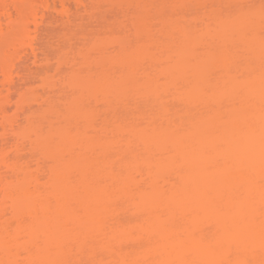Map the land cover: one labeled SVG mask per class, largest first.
Here are the masks:
<instances>
[{
    "label": "bare ground",
    "instance_id": "bare-ground-1",
    "mask_svg": "<svg viewBox=\"0 0 264 264\" xmlns=\"http://www.w3.org/2000/svg\"><path fill=\"white\" fill-rule=\"evenodd\" d=\"M96 1L0 0V264H264V0ZM73 9L98 39L59 86Z\"/></svg>",
    "mask_w": 264,
    "mask_h": 264
},
{
    "label": "rangeland",
    "instance_id": "rangeland-1",
    "mask_svg": "<svg viewBox=\"0 0 264 264\" xmlns=\"http://www.w3.org/2000/svg\"><path fill=\"white\" fill-rule=\"evenodd\" d=\"M102 1V3L101 4H99L100 2ZM105 0H99V1H96V2H99L98 4L97 3H94V5L92 6V15H93V18L94 17H96V16H99V17H101V18H99L100 20H98V19H96V18H98V17H96L95 19H96V21L98 22L99 21V24L98 25H102V26H104V25H106V23H108L109 24V22L111 23H117V24H114L115 25V27L117 26V27H119L120 28V25H121V23L119 24V22H117V20L116 21H112V19L114 20V18H110V16H112V10H114V9H117V8H120L121 9V6H124V7H126V5L127 4H125L126 3V1L127 0H123V2H119L120 0H107V1H105ZM117 1V2H116ZM122 1V0H121ZM129 1V0H128ZM127 1V3H129ZM148 1V0H147ZM150 1V0H149ZM202 1V0H201ZM206 1V0H205ZM205 1L204 2H201V4L199 3L200 2V0L197 2H195L194 1V3L192 4V10H193V6H195V8H196V5H201V6H199L198 5V9H199V7H202V3L204 4L205 3ZM213 1V0H212ZM211 0H210V2H212ZM218 1V0H217ZM220 1V0H219ZM219 1H218V3H219ZM94 2V1H93ZM114 2H116V3H121V4H119V5H121L120 7H118V5L117 4H114ZM131 2H133V0H131ZM130 2V4H131V7L133 6V3H131ZM137 2V1H136ZM152 2V4L154 3L153 1H151ZM164 2V1H163ZM166 2V1H165ZM169 2V3H168ZM168 2H166L168 5H166V8H167V6L169 7V8H167V13H171V14H169V16L170 15H172V14H174L173 12H176L177 10L176 9H174V8H171L172 7V4L171 3H175V4H177V7L176 8H179V7H183L184 5H182L181 3H180V0L179 1H177V0H171V2H170V0L168 1ZM178 2L181 4V6H179L178 5ZM193 2V0H191V2H189V3H192ZM207 2H208V0H207ZM206 2V3H207ZM214 2H215V0H214ZM159 3H160V1H159ZM159 3H157L158 5H159ZM189 3H187V5L189 6ZM197 3V4H196ZM204 4V6L206 5L207 6V4L208 5H210L209 4V2L207 3V4ZM213 3V2H212ZM212 3H211V5H212ZM217 3V2H216ZM72 4H73V8H74V5H75V8H76V4L74 3V2H72ZM123 4H125V5H123ZM129 4V5H130ZM149 4H150V2H149ZM148 4V5H149ZM155 4H156V2H155ZM169 4H171L170 6H169ZM185 4V3H184ZM195 4V5H194ZM98 6V7H96V6ZM129 5H127V7L129 6ZM161 5H162V0H161ZM214 5H215V3H214ZM217 5V4H216ZM95 6V7H94ZM100 6H101V8H100ZM136 6H138V5H136ZM135 6V7H136ZM156 6V5H155ZM164 6H165V4H164ZM163 5L162 6H159L160 8H159V10L161 9V7H164ZM202 7V8H200V9H205L206 11L208 10L207 8H205V7ZM94 7V8H93ZM112 7L114 8V9H112ZM126 7V8H127ZM173 7H175V5L173 6ZM190 7V6H189ZM217 7H220V6H217ZM129 8V7H128ZM184 8H186V7H184ZM194 8V9H195ZM196 8V9H197ZM213 8V7H212ZM156 9L158 10V8L156 7ZM181 9V8H180ZM195 9V10H196ZM215 9L216 8H214V10H212V11H215ZM220 9V8H219ZM219 9H217V10H219ZM94 10V11H93ZM159 10H158V12H159ZM162 10H164L163 12H161L160 11V13H165L166 11V9L164 8H162ZM174 10H176V11H174ZM182 10H184V9H182ZM181 10V11H182ZM189 10H191V9H189ZM205 10H202V13H203V11H204V13H205ZM216 10V11H217ZM75 11V12H74ZM116 11V10H115ZM156 11V10H155ZM155 11H152V12H155ZM179 11V10H178ZM82 12V14L84 13L83 11H81ZM81 12L79 13V12H77L76 13V10L75 9H73V17H72V20H73V22H74V25L71 23V29H69L68 31H67V29H65L64 30V28L63 27H65V26H63L62 25V22L60 23H57V21L55 20V19H50V21H49V19H48V21L49 22H45V25L43 26V28H42V30H41V33L43 32V30H44V32L40 35L39 34V39H41V41L39 42V40H38V45H39V49L41 48V46H42V49H40V51L41 52H45L44 54L45 55H47L48 56V54H49V58L51 57L52 58V60H51V65H52V63H54V65H56L57 63H58V61L59 60H61V58L63 59H65V57H67V59L69 58V61L67 62L68 63V65H70V64H72L71 62H79L78 63V66L76 67V68H74V69H76L77 70V68L78 69H80V67H81V65H80V63H82V59H81V57L80 56H78L81 52H85L89 47H91L93 44H94V42L96 41L97 42V39H98V37L97 38H95V36H92V35H94V34H97V31H92L93 29H92V27H94L93 26V24L91 25L90 24V19L89 20H86V18H85V22L83 21V20H80L81 18H82V16L80 17V15H81ZM157 12V13H158ZM108 13V14H107ZM110 13H112V14H110ZM177 13H179V12H177ZM55 14H57V13H55ZM54 14V16H57V15H55ZM75 14V15H74ZM108 16H107V15ZM155 15H156V13H154ZM176 14V13H175ZM86 14L84 13V16H85ZM151 15H152V13H151ZM159 15V16H158ZM157 16H158V18H155L156 20L155 21H157V19H159V17L161 18L163 15L161 14V16H160V14H158ZM166 15V14H165ZM76 16V17H75ZM106 17V22H105V17ZM153 16V15H152ZM173 17H174V15H172ZM104 17V18H103ZM113 17H114V14H113ZM166 17V16H165ZM177 17V16H176ZM195 17V16H194ZM80 18V19H79ZM93 18H91V19H93ZM104 19V21H102L103 19ZM87 19H88V17H87ZM95 19L93 20V22L96 24H94L95 26H97V22H95ZM108 19H110L109 20V22H108ZM162 19V18H161ZM194 19V18H193ZM101 21L102 22H104V23H101ZM120 21V20H119ZM122 21H124V20H121V22ZM51 22H53V23H51ZM84 22V23H83ZM92 23V22H91ZM113 24H112V26H113ZM62 25V26H61ZM110 25V24H109ZM92 26V27H91ZM111 26V25H110ZM98 27V26H97ZM105 27V26H104ZM109 27V26H108ZM107 27V28H108ZM66 28V27H65ZM106 28V29H107ZM112 28V27H111ZM111 28H110V30H111ZM105 29V28H104ZM116 29V28H115ZM71 30V31H70ZM96 30H98V28H96ZM99 30H101V27H100V29ZM109 31V30H108ZM85 34H89V35H87L88 36V38H89V36H90V40H88V42L87 41H85V40H87L86 38H85ZM92 36V37H91ZM53 37V38H52ZM84 37V38H83ZM61 40V41H60ZM79 40H81L80 42L81 43H79ZM60 42V43H57V42ZM84 41V42H83ZM66 44H65V43ZM77 42H78V44L79 45H77ZM62 43H64L65 45H63ZM76 45H75V44ZM86 43V44H85ZM60 46H59V45ZM61 44H62V46H64V47H62L61 49H60V47H61ZM95 45V44H94ZM93 45V46H94ZM0 47H2L1 46V44H0ZM89 49H91V48H89ZM88 49V50H89ZM43 50V51H42ZM2 53H3V51L1 52V54L0 55H2ZM47 53V54H46ZM77 57V59L75 60L74 58H76ZM15 59V61H17V58H14ZM73 60V61H72ZM54 61V62H53ZM62 61V60H61ZM26 62V61H25ZM47 63V62H46ZM31 64V65H30ZM44 64V63H43ZM77 64V63H76ZM74 65V64H73ZM25 66H27L26 67V69H28L29 67V69H31V70H35V66H33V64L32 63H27V65H24V63H23V65L21 64V69H22V67H23V69H25ZM39 66V65H38ZM42 66V65H41ZM56 66H58V65H56ZM40 67V66H39ZM66 67V68H65ZM75 67V66H74ZM36 68H38L37 66H36ZM73 68V67H72ZM64 69H65V73H64V75H62V77L60 78V77H58V78H55V79H57L56 80V82L59 84L61 81L63 82L64 80H66L67 79V81L69 80L68 78H70V80L71 81H73L72 80V77H73V69H71V65L70 66H64ZM31 70H27V72H26V74L27 73H32L31 72ZM53 72V71H52ZM34 73V72H33ZM33 73L32 74H29L28 76H30V77H35V79L37 78V75L35 74V75H33ZM23 74V73H22ZM16 75V74H15ZM28 76H26L25 75V77H27V78H29ZM15 78H18V79H16V80H18L19 81V76L17 77V76H15ZM22 79V78H21ZM32 79H34V78H32ZM62 79V80H61ZM74 79V78H73ZM49 80H51V79H49ZM53 82V81H52ZM55 82V81H54ZM61 82V83H62ZM69 82V81H68ZM20 83H22V80L20 81ZM50 83V82H49ZM60 83V85L59 86H64L65 85V83H66V81H64L63 82V85ZM70 83V82H69ZM41 84V82L40 83H38L37 85H35V86H33V89L35 90V89H39L38 90V92L40 91V92H43V89L41 88L42 86H39ZM57 84V85H58ZM53 85V84H52ZM55 85V84H54ZM66 86V85H65ZM43 87H47V89H45V90H48V86H43ZM58 87V86H57ZM60 89V88H59ZM58 90V89H57ZM16 91H18V90H16ZM15 91V92H16ZM36 92H37V90H35ZM49 91V90H48ZM32 92H33V90L31 91H29V90H27V89H22L20 92L18 91V93H17V95H16V99H15V101L14 102H16V100L18 101V99L24 94V96L22 97V98H24L25 100H27V104H28V101H33L34 99H33V97H34V95L32 94ZM32 95H33V97H32ZM35 98V97H34ZM24 101V100H23ZM14 102L13 103H11V106H12V104H13V106L15 105L14 104ZM30 103V102H29ZM36 103V102H35ZM5 104V101L3 100V98H0V107L1 106H3ZM31 105H34V104H31ZM37 106H38V104H36ZM36 106V107H37ZM16 107V106H15ZM14 108V107H13ZM16 109V108H15ZM14 109V110H15ZM11 114H14V112L12 111L11 112ZM2 131V130H1ZM1 131H0V134H1ZM3 133V132H2ZM2 136V135H1ZM10 137H12V135L10 136Z\"/></svg>",
    "mask_w": 264,
    "mask_h": 264
}]
</instances>
